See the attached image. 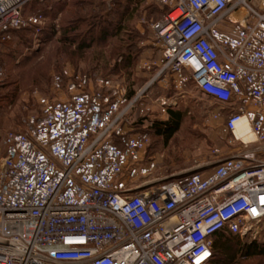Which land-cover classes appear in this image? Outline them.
Returning a JSON list of instances; mask_svg holds the SVG:
<instances>
[{
	"label": "built area",
	"instance_id": "built-area-1",
	"mask_svg": "<svg viewBox=\"0 0 264 264\" xmlns=\"http://www.w3.org/2000/svg\"><path fill=\"white\" fill-rule=\"evenodd\" d=\"M30 1L0 0V53L15 30H40L45 16L28 15ZM160 2L169 8L153 24L161 57L142 62L156 71L135 94L113 77L63 69L53 87L66 96L39 97V111L2 137L0 264H209L217 232L256 238L264 160L250 144L264 151V0ZM3 74L0 65V83ZM157 82L178 94L193 82L216 101L232 155L156 177L151 130L134 132L132 113L149 116ZM174 98L151 102L168 114ZM242 121L252 141L237 134Z\"/></svg>",
	"mask_w": 264,
	"mask_h": 264
},
{
	"label": "rangeland",
	"instance_id": "rangeland-1",
	"mask_svg": "<svg viewBox=\"0 0 264 264\" xmlns=\"http://www.w3.org/2000/svg\"><path fill=\"white\" fill-rule=\"evenodd\" d=\"M50 3L52 6L54 0ZM65 3L52 15L42 13L45 21L40 30L33 27L23 31L28 36L23 43L19 41L20 34L15 33L0 53L15 51L14 55L6 54L0 63L4 71L0 86V142L6 132L22 128L27 117L39 111V97L66 96V91L57 92L53 87L54 74L63 69L88 74L93 80L113 77L128 96L144 86L156 71L149 72L142 62L157 56L160 49L153 24L169 11L160 0H65ZM35 9L41 8L37 5L32 7ZM104 29L108 30L106 36ZM146 37H151L153 42L149 47L153 49L152 56L148 54V57L142 56V40ZM128 52L136 55L130 62L125 58ZM186 91L178 94L172 85L167 87L157 82L150 92L153 99L175 96L172 109L183 112L181 125L169 141L163 135L151 134V146L155 150L149 152L157 154L160 164L156 177L170 179L199 172L232 155L233 148L227 146V138L223 139L225 118H213L217 102L202 94L193 82ZM134 114L139 116L137 110L132 113L133 118ZM152 116L156 126L169 120V112L162 113L159 109L146 117ZM261 146V143L250 144V148H258L256 160H264ZM216 147L221 149L217 157L212 155V148ZM254 230L258 232L256 238L242 237L246 245L253 241L264 243V224L254 226ZM243 252H231L235 257L225 262L224 253L214 259L219 264H264V254Z\"/></svg>",
	"mask_w": 264,
	"mask_h": 264
},
{
	"label": "trees",
	"instance_id": "trees-1",
	"mask_svg": "<svg viewBox=\"0 0 264 264\" xmlns=\"http://www.w3.org/2000/svg\"><path fill=\"white\" fill-rule=\"evenodd\" d=\"M65 0H54V3L51 6L50 0H31L27 6H26V13L28 12H36V13H43V14H50L52 15L53 11H58L60 8H62L65 5ZM39 5L41 9L33 11L32 7H35ZM50 5V7L48 6ZM50 8V10H48ZM32 10V11H31ZM48 11V12H47ZM34 13V14H36ZM113 25V24H112ZM28 28H33V27H27L24 29L20 30H15L13 32L14 34L18 33L20 34L19 36V41L21 39L22 43L28 36L23 35V31L28 30ZM121 29V26L119 25L117 27V30L119 31ZM104 35L106 36L108 33L107 29H104ZM129 47L131 45L129 44ZM140 51H138L139 53ZM7 54V53H6ZM5 55L0 54V63L4 60ZM15 51H10L8 52L7 55H14ZM132 56H135L133 52H128L127 55H125V58L128 59V62H130ZM130 59V60H129ZM3 64V63H2ZM1 86V83H0ZM133 94H129V96H132ZM169 120L160 123L159 126H156L155 124L151 126L152 132H156L157 134L163 135L166 139V141H169V139L174 135V133L178 130L179 126L181 125L182 122V117H183V112L179 110L172 109V107L169 108ZM146 118V117H145ZM243 238L239 234L231 233L228 232L227 230H222L217 232L214 237V245H213V257L211 258L209 264H219V261L216 262L214 259L216 255H219L220 253L226 254L227 258L223 261H229L233 257H235V254H232L231 252L233 251H244L243 253L249 254L251 251L256 252L259 254H264V243H260L258 241H253L251 244L246 245V243L242 240ZM213 261V262H212Z\"/></svg>",
	"mask_w": 264,
	"mask_h": 264
},
{
	"label": "crops",
	"instance_id": "crops-1",
	"mask_svg": "<svg viewBox=\"0 0 264 264\" xmlns=\"http://www.w3.org/2000/svg\"><path fill=\"white\" fill-rule=\"evenodd\" d=\"M138 27H139V29H141V27L138 25ZM142 43H143V45H144V50H142V56H147L148 57V54L149 55H151L150 53V51L151 50H153V49H151V48H149V47H151L150 46V44H152L153 42H152V38L151 37H146L145 38V40H142ZM159 47V46H158ZM160 48V47H159ZM154 55V54H153ZM152 56V55H151ZM161 57V49H159V52L157 53V56H155V57H152V59L151 60H158L159 58ZM152 99L153 98H149V102L151 103V105H152V108H153V111H157V109H159L160 110V107L159 106H157L156 104H154V103H152L151 101H152ZM222 107L221 106H219V104H218V106H217V108L214 110L215 112H217V111H219L220 109H221ZM221 112L223 113V115L219 118L220 120L221 119H223V118H226V111H224V110H221ZM154 114V113H153ZM134 117L135 118H133V120H132V127L134 128V130H133V128H132V130L134 131V132H136V131H139V130H142V128H151V126L152 125H154L155 124V118H153L154 116H152V117H142V116H138L137 117V115L136 114H134ZM166 119H168V118H166ZM165 121H167V120H165ZM224 122H225V120H224ZM223 122V123H224ZM151 125V126H150ZM130 130H131V128H130ZM151 130V129H150ZM154 133V132H153ZM156 133V132H155ZM151 134H152V130H151ZM250 135H251V133H250ZM227 136L225 135V137L223 138V139H225ZM252 139V135H251V138H249L248 140H251ZM152 135H151V141H150V144H149V146L147 147V149L146 150H155L152 146ZM150 154H155L156 155V153H151V152H149Z\"/></svg>",
	"mask_w": 264,
	"mask_h": 264
},
{
	"label": "bare ground",
	"instance_id": "bare-ground-1",
	"mask_svg": "<svg viewBox=\"0 0 264 264\" xmlns=\"http://www.w3.org/2000/svg\"><path fill=\"white\" fill-rule=\"evenodd\" d=\"M250 127L249 124L246 121H242L241 123H239L238 128H237V134L240 137H243L246 141H252L253 140V135H252V139L248 140L250 138Z\"/></svg>",
	"mask_w": 264,
	"mask_h": 264
}]
</instances>
